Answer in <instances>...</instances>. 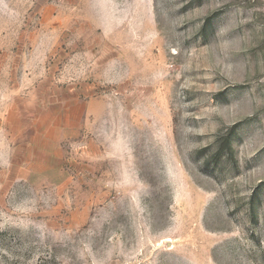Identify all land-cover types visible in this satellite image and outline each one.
<instances>
[{"label": "rangeland", "instance_id": "obj_1", "mask_svg": "<svg viewBox=\"0 0 264 264\" xmlns=\"http://www.w3.org/2000/svg\"><path fill=\"white\" fill-rule=\"evenodd\" d=\"M0 264H264V0H0Z\"/></svg>", "mask_w": 264, "mask_h": 264}]
</instances>
